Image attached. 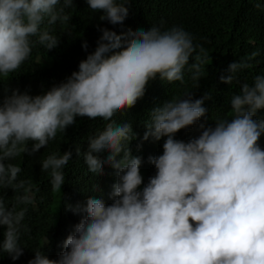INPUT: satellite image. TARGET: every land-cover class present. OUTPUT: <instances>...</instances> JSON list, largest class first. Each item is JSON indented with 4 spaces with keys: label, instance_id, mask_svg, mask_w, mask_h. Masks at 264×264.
<instances>
[{
    "label": "clouds",
    "instance_id": "clouds-1",
    "mask_svg": "<svg viewBox=\"0 0 264 264\" xmlns=\"http://www.w3.org/2000/svg\"><path fill=\"white\" fill-rule=\"evenodd\" d=\"M132 2L86 0L91 12L114 26L124 23ZM74 5V0H0V82L17 73L34 49L53 50L61 35L71 34L75 25L68 10ZM164 23L122 34L98 26L94 51L66 81L35 95L14 90L0 100V226L5 229L0 251L18 259L22 238L31 231L25 218L34 202L32 183L21 178L16 161L47 148L79 117L104 122L88 137L83 159L97 176L105 165L114 170L111 203L92 197L83 207L65 205L81 218L64 250L51 259L36 249L28 264H264V118L257 116L264 110V75H254L251 83L238 76L254 67L258 51L231 62L230 74L219 77L238 83L239 92L230 97V115L215 119L214 126L200 123L197 137L184 141L176 134L206 116L203 105L210 94L193 99L192 91L185 92L148 113L142 141L163 139V151L148 157L156 171L147 183L142 157L130 148L137 133L130 123L114 119L133 108L157 78L184 83L190 57L191 79L199 87L208 54L182 26L165 29ZM82 47L87 51L86 41ZM103 153L108 154L102 159ZM75 155H81L79 147ZM72 157L68 149L40 160L53 192H61ZM7 189L13 191L11 200L4 195Z\"/></svg>",
    "mask_w": 264,
    "mask_h": 264
},
{
    "label": "trees",
    "instance_id": "trees-1",
    "mask_svg": "<svg viewBox=\"0 0 264 264\" xmlns=\"http://www.w3.org/2000/svg\"><path fill=\"white\" fill-rule=\"evenodd\" d=\"M74 3V7L68 10L72 14L70 23L75 25L71 34L61 35L59 46L53 50L34 49L30 59L17 73L8 81L0 82V100L10 96L14 90L35 95L66 81L73 71L78 70L79 62L94 51L101 35L98 26L122 34L129 30H147L163 20L165 29L173 25L182 26L192 34L193 43L202 46L208 54L203 66L204 77L200 79L198 88L191 79L189 68L194 58L190 57L189 65L184 70V83L177 81L169 84L157 78L149 83L145 95L133 108L114 117L117 122L130 123L137 133L130 148L134 155L142 157L141 174L145 183L156 171L148 157L162 154L163 151V139L154 141L150 137L142 141L146 130L144 121L148 120V113L154 107L173 96H183L185 92L192 91L193 99L210 94L212 99L205 100L203 105L208 110L206 116L201 117L196 125L176 134L177 139L188 141L200 134V123L214 126L215 119L230 115L229 100L239 92L240 85L235 81L231 85L226 84L219 77L230 74L227 69L231 62L258 51L254 67L240 72L238 76L241 81L251 83L254 75H264V0H259L260 8L256 7V0H134L128 5L129 14L124 23L115 26L101 21L100 14L91 12L86 0H74ZM60 31L58 27L57 32ZM85 41L87 51L82 47ZM257 116L264 118V110H260ZM103 126L104 122L100 119L78 117L76 124L69 127L66 133L58 134L47 148L18 158L16 162L23 169L21 178L29 179L32 183L34 202L27 206L25 218L31 231L22 238L25 245L23 255L14 260L7 252L0 251V264H28L36 249L43 250L51 259L58 258L64 250V240L74 231L81 218L79 214L66 210L65 205L83 207L92 197H102L106 203H111L108 193L116 180L114 170L105 165L104 174L97 176L89 172L83 159L88 137ZM260 145L264 148V135L260 138ZM77 147L81 149L80 156L75 155ZM68 149L72 150L73 157L64 169L62 190L56 193L51 190L48 174L41 171L40 160L50 152L62 154ZM107 154L103 153L101 158H106ZM4 195L11 200L13 191L7 189ZM4 231V227L0 226V244Z\"/></svg>",
    "mask_w": 264,
    "mask_h": 264
}]
</instances>
